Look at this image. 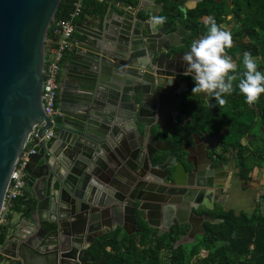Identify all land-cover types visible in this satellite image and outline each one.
Instances as JSON below:
<instances>
[{
    "label": "water",
    "instance_id": "obj_1",
    "mask_svg": "<svg viewBox=\"0 0 264 264\" xmlns=\"http://www.w3.org/2000/svg\"><path fill=\"white\" fill-rule=\"evenodd\" d=\"M61 1L0 0V214L29 134L43 121L40 137L52 127L42 101L43 68ZM151 2L110 6L99 29L76 28L87 39H74L77 45L65 57L62 117L54 125L56 136L42 140L27 165L34 205L8 236L2 264H82V251L105 234L119 228L128 236L141 233L140 222L157 227L146 217L150 202L172 205L173 218L184 222L185 205L207 203L237 172L235 165L186 172L175 155L156 162L171 151L158 132L175 128L170 111L176 106L169 103L164 112L150 94L165 83H180L177 74L186 72L171 67L177 60L169 53L183 47L190 32L182 35L180 23L173 31L167 23L152 24L150 16L164 8ZM226 129L205 141L216 145ZM164 206L157 209L162 217Z\"/></svg>",
    "mask_w": 264,
    "mask_h": 264
},
{
    "label": "trees",
    "instance_id": "obj_2",
    "mask_svg": "<svg viewBox=\"0 0 264 264\" xmlns=\"http://www.w3.org/2000/svg\"><path fill=\"white\" fill-rule=\"evenodd\" d=\"M130 6H136L138 0H118ZM77 0H62L52 26L49 29L46 49L57 46L59 34L56 32V24L65 19L74 9ZM167 6V5H166ZM108 5L99 3V0H83V8L80 19L86 15L103 16ZM170 13L174 8L166 7ZM210 16L221 27L232 16L234 23L240 25L239 41L237 47L242 51H250L253 56L264 57V0H203L197 9L189 11V16L194 20L187 24L188 27H197L201 16ZM165 23L174 24L168 18ZM175 25V24H174ZM54 45H51V42ZM264 70V61L261 64ZM243 73V72H242ZM241 75L237 76L234 83L238 84ZM236 86L230 95L225 94L226 103L219 105L214 96L208 101L189 94L181 102V110L189 118L190 133L210 131L211 135H217L223 128H228L221 140L223 161L226 154L233 152L238 160V177L248 181L250 174L256 165L264 162V147L256 146L255 140L264 143V93L256 103L249 105L245 102L244 95ZM175 134V133H174ZM163 135V139L172 147V153L178 144V137ZM243 140H248L246 144ZM169 153H162L156 162H162ZM27 187V186H26ZM33 198L23 192L15 201L11 212L17 211L26 214L33 207ZM222 210V209H221ZM222 221L218 224L207 226V235L211 241L209 260L215 264H264V214L255 212L248 215L244 212L236 214L235 211H221ZM8 238L7 226L0 228V243L5 244ZM216 239L217 243H213ZM117 237L103 235L99 237L89 248L81 253L82 264H97L104 256L103 264H117L121 258L107 251V247H116Z\"/></svg>",
    "mask_w": 264,
    "mask_h": 264
},
{
    "label": "flooded vegetation",
    "instance_id": "obj_3",
    "mask_svg": "<svg viewBox=\"0 0 264 264\" xmlns=\"http://www.w3.org/2000/svg\"><path fill=\"white\" fill-rule=\"evenodd\" d=\"M231 20L232 18L228 22L230 23ZM228 22L226 23L228 24ZM203 26L197 31L192 29L182 31L183 34H186L185 32L190 33L182 40L184 43L183 47L173 48L171 53H169V57H171V54L176 55L177 61L171 64L173 69L185 71L186 62L182 59L183 55L178 57V54L186 53L190 50L193 41L202 39L208 33L210 26L207 24L206 30L202 28ZM239 26L237 23H234L221 27L223 30L229 31L232 34V46L226 48L225 52L232 58L236 65L235 74L237 76L245 71L243 66L244 52L242 48L237 47V40L239 41L238 34L240 32ZM172 42L174 43L176 41L173 40ZM159 71L166 72L165 69H159ZM176 78L180 83H165V89L156 87L154 95L150 94L151 98H149L159 107L163 108L164 112L168 111L169 103H173L176 106V111H170L173 114L171 118L172 123L175 125V128L170 130V132L175 133L176 137H178L177 143L179 141L183 143L178 144L175 153H172L171 147V151L167 152L169 153L168 156L175 155L177 158L176 163H181L184 167L182 169H185L186 172H192L196 167L198 170L196 174L205 171L208 172V169H218L221 165H227L229 167L235 165L234 169H237V172L233 174L232 177H234L238 174V160L236 155L230 152L226 154L227 159L223 161L224 155L221 148V140L216 145H213L214 143L212 141H205V139L216 136L211 135L210 131L205 130L199 133L188 132L189 118L181 110V102L186 95L194 94L205 101H208L210 96L208 99H205L206 94L203 96V93H192L194 77L190 72L177 74ZM236 86L237 83L233 82V88ZM172 91L174 92L171 93ZM238 93H240V90ZM226 128L222 130L226 131ZM165 132L168 133V131L158 132L160 138L163 139V135H166ZM209 165L210 168H208ZM220 190L219 193L211 196L210 201L207 203L204 201V204L198 205L195 202H189L190 204L185 205L183 207L185 211L180 217L184 222L173 218V215L175 216V208L173 209L172 205L168 204L167 206L169 208H167L164 206L165 204L160 203L162 208L163 206L165 207L166 215L162 217L157 210L161 205L157 204L156 206L155 203L150 202L149 213L146 217L151 225L157 227H149L145 222H140L138 229L142 230L139 233L142 239H133L135 235H132L120 245L117 244L114 248L112 246L107 247V251L113 253L114 256L119 255L121 260L117 264H215L209 260L211 252L209 246L211 245V241L207 235V226L210 223L218 224L222 221L219 215L223 210L222 207L225 197L224 188L220 187ZM162 211L161 209L160 212ZM184 236H188L187 243L179 244V240ZM213 243H217L216 239H213Z\"/></svg>",
    "mask_w": 264,
    "mask_h": 264
},
{
    "label": "clouds",
    "instance_id": "obj_4",
    "mask_svg": "<svg viewBox=\"0 0 264 264\" xmlns=\"http://www.w3.org/2000/svg\"><path fill=\"white\" fill-rule=\"evenodd\" d=\"M180 11L186 16L188 9L181 6ZM149 19L152 24H163L167 17L151 15ZM231 46L232 34L211 19L208 33L202 39L193 41L190 51L182 58L186 62L185 71L194 77L192 93L206 94L205 99L214 96L219 105L227 102L225 94L232 93L233 82L237 80L236 65L225 52ZM243 66L245 71L237 87L244 95L245 102L252 105L264 93V71L258 70L256 59L250 51L243 53Z\"/></svg>",
    "mask_w": 264,
    "mask_h": 264
},
{
    "label": "built area",
    "instance_id": "obj_5",
    "mask_svg": "<svg viewBox=\"0 0 264 264\" xmlns=\"http://www.w3.org/2000/svg\"><path fill=\"white\" fill-rule=\"evenodd\" d=\"M101 2L105 0H99ZM83 0H77L74 9L65 19L59 20L56 24V32L60 39L57 46H51L45 51L44 59V83L42 90V101L44 110L52 122V127L44 130L42 137L40 133L46 122L34 126L27 138L25 147L19 156L15 168L12 171L10 182L7 188L6 197L0 214V228L7 224L8 215L11 213L14 201L23 194L27 186V165L32 155L39 151L42 140H50L56 136L54 125L62 117L58 102L61 90L60 73L64 66L66 53L75 49L74 33L76 31V20L81 16ZM52 42V41H50ZM49 53V56L47 55ZM4 245L0 243V254Z\"/></svg>",
    "mask_w": 264,
    "mask_h": 264
},
{
    "label": "crops",
    "instance_id": "obj_6",
    "mask_svg": "<svg viewBox=\"0 0 264 264\" xmlns=\"http://www.w3.org/2000/svg\"><path fill=\"white\" fill-rule=\"evenodd\" d=\"M148 1L151 2L154 0H148ZM216 1L222 2L225 0H216ZM202 2L203 0H155V3L157 4L161 3L164 9L163 10L158 9L152 15L166 16L169 21L175 24L174 25V24L167 23L171 25V28H172L171 31L176 29L177 23L182 24L185 29H192L194 31L199 30L200 27L204 25L202 28L203 29L205 28L206 30L207 29L206 25L208 24V26H210V20H211V17L207 15L201 16L199 19H197L198 24H199L197 27L187 26V24L190 23V21L194 20L193 18L189 16V11L197 9L198 6ZM99 3L108 5V9H109L110 6L118 7L119 5H121L120 3L122 2L118 0H105L103 2L99 1ZM151 5H154L153 2H151ZM124 6L128 8L130 4H124ZM154 6L158 7L157 5H154ZM181 6L187 7L188 11H187L186 16L180 11ZM166 7L174 8V11L167 13L165 11ZM104 15L103 16L86 15L85 17L80 19V22L76 23V28H78L80 31H85V32L91 31L92 29L97 30L101 27V20L104 17ZM230 18H232V16H228L227 21ZM226 22L222 24L221 27L225 26ZM185 33H188V32H185ZM73 38L77 40H82V41L87 39V37L84 34L77 32V31H75ZM59 39H60V36H58V40L56 43L59 42ZM75 44L77 45L76 42ZM51 45H54L53 42H51ZM68 54L69 52L66 53V58ZM63 77H64V70L62 69L60 73L61 84H62ZM247 142L248 140H243L244 144H246ZM232 176L233 175H229L227 180L223 184L224 197H225L223 201L224 202L223 207H222L223 210L224 211L232 210V211H235L236 214H239L241 212H244L248 215H252L255 212L264 214V168L263 166H261L260 164L256 165L254 169L252 170L248 181L242 180L241 178L238 177L237 174L234 177ZM23 192L28 193V195H30V197L33 198L32 191L28 187H26ZM11 222H12V217L9 214L6 226ZM105 235H108V237H117V244L119 245L124 240H127L129 237H131L132 235H135L133 236V239H136V240L142 239V236H140L139 233H133L132 235L128 236L127 233L122 228H119L116 232H112V233L105 234Z\"/></svg>",
    "mask_w": 264,
    "mask_h": 264
},
{
    "label": "rangeland",
    "instance_id": "obj_7",
    "mask_svg": "<svg viewBox=\"0 0 264 264\" xmlns=\"http://www.w3.org/2000/svg\"><path fill=\"white\" fill-rule=\"evenodd\" d=\"M227 22H228V21H227ZM228 24H230V25L234 24V20L232 19V20L230 21V23L228 22ZM228 24L226 23L225 26L228 25ZM47 55L49 56V53H47ZM254 58L256 59L257 66H258V70H260V71H264V70L261 69V67H260L261 64H262L263 61H264V57L259 56V55H256ZM165 134H166V135H169L170 137H174V136H173L174 133H172V132H170V131H168V133L165 132ZM175 137H176V134H175ZM254 144H255L256 146L264 147V143L261 142L259 139H258V140H255V141H254ZM259 164H260L261 166H263V168H264V162H262V163L259 162ZM10 215H11V217H12V222L9 223V224L7 225L8 236H9V235L15 230V224H16V223L20 220V218H21V213H19V212H17V211H13V212H11ZM2 260H3V257L0 255V264H2Z\"/></svg>",
    "mask_w": 264,
    "mask_h": 264
}]
</instances>
